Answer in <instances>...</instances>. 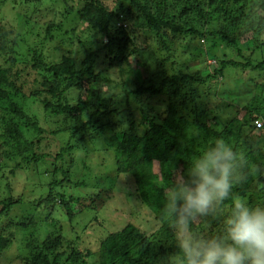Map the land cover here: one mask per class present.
<instances>
[{
  "label": "rangeland",
  "instance_id": "obj_1",
  "mask_svg": "<svg viewBox=\"0 0 264 264\" xmlns=\"http://www.w3.org/2000/svg\"><path fill=\"white\" fill-rule=\"evenodd\" d=\"M103 1L111 4L112 8L118 4V0ZM82 2L83 0H0V46H5L4 49L0 47V68H8L10 74L17 78V86H21V93L15 95L14 99L41 128L34 130L26 125V122L21 123L23 138L34 141L37 152L49 151L55 154L59 151L69 139V132L63 129L75 121L73 118L54 115L45 109L44 97L47 93L40 91L37 84L41 79L39 74L41 70L33 68V64L43 61L59 62L65 55L72 53L80 65L86 54L100 47L95 45L92 48V42L99 43L102 40L101 36L90 30L75 13L68 12L70 7L78 8ZM122 14L123 12L118 15V19L123 17ZM60 21V26L52 25L53 22ZM140 26L135 29L140 32L139 44L152 46L155 43L154 35ZM255 32L256 35L251 32L243 39L237 40L239 44L253 48V51L249 53L247 51L245 57L238 56L236 49L227 45L219 36L215 39L199 37L178 40L173 58L164 65H159L162 68L156 65L159 63L151 54V58L149 56L147 60L150 66L149 73L155 83H159L163 78L162 70L165 65L168 68L166 71L171 75L188 74L205 78L204 83L190 80L189 83L182 84V92H179L174 101L175 107L180 109V106H184V110H181L182 115L188 116L191 122L204 123L212 131L214 140L223 139L233 149L237 147L234 138L241 133L246 134L245 127L240 129L233 126L234 119H242L246 110L255 112L260 109L264 120V90L262 91L264 69L254 68L264 61V45L261 42L264 33L260 36V32ZM79 38L84 41V46L78 43ZM251 39H255L253 45L250 43ZM214 55L216 56L213 57ZM91 57L93 66L106 75L102 79V84H105L106 88L114 91L115 87L116 91L123 92L128 85L133 86L134 77L126 76L133 70L131 65L123 63L113 66L103 52L94 53ZM136 59L137 57L132 58L134 62ZM233 59L252 65L243 70L228 68L222 75L216 74L215 68H220L219 63ZM173 61H176L175 65L171 64ZM24 68H29L30 71L24 72ZM157 76H160V79ZM150 78L149 76L148 79ZM87 81H93L88 70L85 71L83 84L91 87ZM79 91L80 89L75 90L69 97L73 98L80 93ZM168 93L169 91L159 97L142 96L131 100L135 110L133 118L114 125L112 129L106 131V135L111 134V140L116 141L125 130L132 127L134 132L143 134L147 118L161 122L168 114ZM118 105L121 110L125 107L124 103ZM262 119L256 122L257 126L258 122L264 125ZM112 121L117 123L118 120L114 117ZM132 121L134 125L131 127ZM2 132L0 125V134ZM203 138L202 132L198 140L202 141ZM99 139L80 144L68 157L66 162L69 165L66 166H69L70 175L68 179L63 180L62 185L55 188L58 199L57 208L53 210L33 202L48 191L49 183L42 179L49 173V167H40L37 173L34 168L29 170L17 168L16 160L0 158L2 196L7 199L19 196L29 200L26 208L21 206L22 202L15 203L4 216L0 217V235L10 239L8 232L12 231L10 234H13L11 246L0 253V264H32L30 245L36 243L44 245L52 233L61 234L65 240L78 244L82 256H85L79 260V264H101L98 252L102 238L105 239L111 232L123 230L127 225L136 226L152 242L153 250L159 254L152 264H172L173 259L175 264H179V257L174 255L176 247L173 229L166 228L156 219L155 214L145 207L138 197L134 178L118 172L114 152L108 147L109 141ZM244 140L241 138L238 146H242L241 142ZM259 141L256 147L237 152V156L242 154L248 158L252 166V180L247 182L248 193L241 198L253 206L264 205V188L262 189L257 182L261 173L256 160L260 155L258 158L262 160L264 166V136ZM209 143L211 142L200 145L198 155ZM256 149L258 153H255ZM251 151L258 156L253 155ZM2 152L3 147L0 146V155ZM159 169L157 164L155 170ZM181 172L182 167H177L170 180L161 178L159 181L167 189ZM64 201L69 203L71 215H68ZM230 211L229 205H218L212 214L199 219L193 225L194 231L208 235L218 234L222 230L224 218ZM31 213H35L34 220L31 219ZM22 223H26V226L23 227ZM139 258L147 259L143 255Z\"/></svg>",
  "mask_w": 264,
  "mask_h": 264
},
{
  "label": "trees",
  "instance_id": "obj_2",
  "mask_svg": "<svg viewBox=\"0 0 264 264\" xmlns=\"http://www.w3.org/2000/svg\"><path fill=\"white\" fill-rule=\"evenodd\" d=\"M68 12L75 13L90 30L101 36L102 40L99 43L92 42V48L100 45L99 49L86 54L80 65L73 54L68 53L59 62H36L33 68L43 72L38 70L41 79L37 84L40 91L47 93L44 97L45 109L50 110L54 115L74 119L72 125L63 129L69 132V139L66 145L53 154L49 151L37 152L36 143L26 137V140L23 138L22 121L34 130L41 128L14 99L15 95L21 93V86H17V78L10 74L8 68H0V125L3 129L0 134V146L3 147L0 158L16 160L17 168L24 170L34 168L37 173L40 167H49V173L42 179L45 183H49L48 191L33 202L53 210L57 208L58 199L55 188L62 185L63 180L68 179L70 175L69 166H66L69 163L66 161L72 151L80 144H86L88 140H98V138L104 142L108 140V147L114 152L118 172L129 174L134 178L141 202L155 214L157 220L171 230L169 223L161 216L164 193L167 189L159 180L161 178L170 180L177 167L181 166L182 171H186L189 160L198 155L200 145L216 139L214 140L212 131L204 123L191 122L188 116L182 115L181 110H184V106H180L179 109L175 107L174 102L179 92H182V84L189 83L190 80L204 83L205 78L188 74L171 75L166 71L168 68L165 65L162 70L163 78L159 83H155L149 73L150 66L147 60L151 54L159 63L156 65H164L173 58L178 40H192L199 37L215 39L219 36L227 45L236 49L238 56H247L253 48L241 45L237 40L243 39L251 32L256 35L255 31H258L260 36L264 33V0H118L114 8L103 0H83L80 7H70ZM121 12L123 17L118 19ZM52 25L60 26L61 21L53 22ZM139 25L154 35L155 43L152 46L139 44L141 40L139 30H135ZM254 40H250L252 45ZM261 42L264 45V39ZM78 43L85 45L81 38L78 39ZM0 47L5 48L4 45ZM100 52L104 53L113 66L123 63L131 65L133 70L126 76L134 77L133 86L128 85L122 92L116 91L115 87L113 91L102 84V79L106 75L98 71L91 61V56ZM133 57H137L136 62L132 60ZM175 62L171 64L175 65ZM250 65L252 64L233 59L219 63L220 68H215V72L222 75L228 68L243 70ZM254 68L264 69V61ZM86 70L93 78L92 82L87 81L91 87L83 84ZM23 71L28 72L30 69L24 68ZM157 78L160 79V76ZM262 88L263 91L264 87ZM78 89L80 93L70 98L69 95ZM167 91H169L168 114L161 122L147 118L144 123L146 127L144 133L138 134L134 132L132 121V128L125 130L116 141L111 140V134L106 135V131L112 129L114 125L133 118L135 110L131 100L142 96L159 97ZM85 94L86 98H84ZM118 103H124L125 107L121 110L120 105L117 106ZM261 112L260 109L255 112L246 110L242 119H234L233 126L246 129V134L241 133L234 138L237 146L234 149L236 154L256 147L264 136V125L259 127L256 125V122L263 118ZM114 117L117 118V123L112 121ZM202 132L204 138L199 141ZM241 138L245 140L241 142L242 146H238ZM256 151L257 149L255 153H258ZM251 153L258 156L252 151ZM243 156L242 154L237 156L238 182L233 186V196L238 198L248 193L247 182L252 180V166L248 158ZM258 157L256 160L261 174L257 182L263 189L264 166ZM157 164L159 171L155 170ZM61 175L63 178L60 179ZM19 202H22L21 206L26 208L29 200L19 196L7 199L1 192L0 217ZM64 205L68 215H71L69 203L64 201ZM225 205L231 208L232 201H225L221 206ZM31 216L34 220L35 213H31ZM21 225L25 227L26 223ZM8 233L10 239L0 235V253L8 249L13 242V234H10L12 231ZM102 239L98 252L101 264H152L159 255L153 250L150 239L134 225H127L121 231L111 232ZM77 245L74 241L65 240L61 234H49L44 245L40 243L30 245L32 264H79V260L85 256H82L83 253ZM162 252L165 253L164 250ZM140 254L147 259L139 258L142 257Z\"/></svg>",
  "mask_w": 264,
  "mask_h": 264
},
{
  "label": "clouds",
  "instance_id": "obj_3",
  "mask_svg": "<svg viewBox=\"0 0 264 264\" xmlns=\"http://www.w3.org/2000/svg\"><path fill=\"white\" fill-rule=\"evenodd\" d=\"M237 170L233 147L216 139L165 191L161 216L173 229L179 264H264V205L233 196ZM228 200L231 211L218 234L194 231L199 219Z\"/></svg>",
  "mask_w": 264,
  "mask_h": 264
},
{
  "label": "built area",
  "instance_id": "obj_4",
  "mask_svg": "<svg viewBox=\"0 0 264 264\" xmlns=\"http://www.w3.org/2000/svg\"><path fill=\"white\" fill-rule=\"evenodd\" d=\"M260 125H262V123L258 122V127H259Z\"/></svg>",
  "mask_w": 264,
  "mask_h": 264
}]
</instances>
